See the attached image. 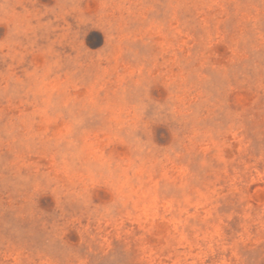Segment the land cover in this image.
<instances>
[{
  "label": "rangeland",
  "instance_id": "1",
  "mask_svg": "<svg viewBox=\"0 0 264 264\" xmlns=\"http://www.w3.org/2000/svg\"><path fill=\"white\" fill-rule=\"evenodd\" d=\"M0 264H264V0H0Z\"/></svg>",
  "mask_w": 264,
  "mask_h": 264
}]
</instances>
